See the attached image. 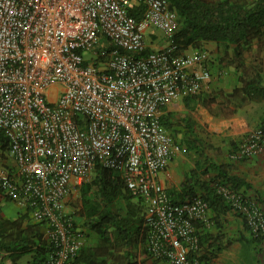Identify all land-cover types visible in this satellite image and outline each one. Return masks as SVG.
<instances>
[{"label": "built area", "instance_id": "1", "mask_svg": "<svg viewBox=\"0 0 264 264\" xmlns=\"http://www.w3.org/2000/svg\"><path fill=\"white\" fill-rule=\"evenodd\" d=\"M177 25L168 0H0V130L15 160L0 171L1 196L44 223L46 264H75L85 233L65 205L97 164L120 172L144 198L148 248L161 264H212L200 239L212 225L208 200L175 202L160 179L182 150L162 123L164 108L212 79L205 47L179 52L169 40L145 52L151 26ZM263 153L264 124L230 157ZM218 188L264 237L262 205Z\"/></svg>", "mask_w": 264, "mask_h": 264}, {"label": "trees", "instance_id": "2", "mask_svg": "<svg viewBox=\"0 0 264 264\" xmlns=\"http://www.w3.org/2000/svg\"><path fill=\"white\" fill-rule=\"evenodd\" d=\"M168 3L170 9L178 14L180 26L170 39L178 44L179 52L190 46L200 49L207 42H215L225 50V56L233 52L232 63L242 67L245 73L241 86L230 92L223 89L201 91L185 97L183 101L186 106L191 108V103L196 102L213 107L215 112L229 113L233 111L231 104L237 107L246 101L264 100V84L258 77L249 75L253 69L246 67L243 61V54L251 49L254 41L264 40V0H168ZM143 10V5L138 6L135 15L141 18ZM149 50L147 47L145 52ZM161 120L176 140L177 125L185 123L189 134L195 132L196 121L191 116L182 118V123L175 112L164 108ZM186 143L190 150L204 156V159L197 160L180 188L170 192L172 200L180 202L200 195L208 200L210 210L216 213L215 218L233 210L216 188L228 185L240 190L244 185L249 187L248 182L233 172V161L217 163L207 156L197 136ZM233 147L236 148L235 145ZM0 150L3 153L9 150V141L1 130ZM77 188L80 204L75 206H79V209L70 215L75 226H80L79 221H82V225L88 229L87 235H94L96 240L90 242L86 238L75 264H161L148 248L146 202L141 195L134 194L128 188L120 172L97 164L90 178ZM3 197L11 200L8 196ZM118 201L124 202L122 208L116 206ZM243 219L248 237L253 239L249 240V246L251 242L254 247L263 245V240L254 234L244 216ZM44 229V223L34 221L29 212L14 219L0 214V256L5 254L12 264H18L24 256L28 257L27 264H46L51 244L45 238ZM223 238L224 233L214 234L205 228L200 233L201 243L207 251L205 257L211 263L227 245H222Z\"/></svg>", "mask_w": 264, "mask_h": 264}, {"label": "crops", "instance_id": "3", "mask_svg": "<svg viewBox=\"0 0 264 264\" xmlns=\"http://www.w3.org/2000/svg\"><path fill=\"white\" fill-rule=\"evenodd\" d=\"M212 45L211 42H208L205 44V48H208L209 46L213 47ZM194 49L196 48L190 46L184 52H192ZM229 54L230 55L227 56H224L222 53L219 55L222 62L228 63H225V67L219 68L223 63L218 66L216 60L211 59L210 67L212 69V79L210 80V86L213 87V90L223 89L225 92H230L235 87L242 85L241 78L245 76L244 70L242 67H236L232 63L233 52H230ZM243 61L245 62L246 67H251V69H253L249 75L251 77H258V79L264 84V40L254 41L251 49L243 54ZM179 102V100L172 101L165 108L169 110L171 104L172 106H176L180 104ZM231 107L233 111H230L229 113H221L220 111L215 112L216 109L214 110L213 107L208 108L211 114L210 118H225V122L230 126V134L227 133L228 136L225 137V144L229 147V156L230 152L235 149L233 145L237 148L239 141L250 129L257 127L264 122V100L246 101L237 107L231 104ZM179 156L180 155L178 154L176 158L171 160L167 168L160 174V179L169 193L180 188L178 183L174 184L173 182V178L178 171L177 167L179 161L177 159ZM227 161H233V172L244 178L249 184V187L244 185L240 189L242 194H245L247 198L257 200L264 209V153L238 161L232 159ZM179 179H181L180 176ZM68 206L69 205L66 204L65 208L67 209ZM26 212L28 211H26L25 208L21 207L19 203L12 199L0 201V214L4 217L14 219ZM214 216H216V213L211 209L210 217L213 225L208 228L202 226V229L205 228L206 231L209 230L214 234L218 232L224 233L222 245H227L224 246L222 251H226L227 248L231 247L238 250L241 245H245L246 238L249 234L244 228V219L239 211L230 209L216 218ZM216 219L218 220V223L216 222ZM4 255L2 256L3 264H12L11 259ZM27 260L25 263H22L20 259L18 264H27Z\"/></svg>", "mask_w": 264, "mask_h": 264}, {"label": "rangeland", "instance_id": "4", "mask_svg": "<svg viewBox=\"0 0 264 264\" xmlns=\"http://www.w3.org/2000/svg\"><path fill=\"white\" fill-rule=\"evenodd\" d=\"M179 26L180 24L178 21V25L169 32L161 30L155 26H151L146 36L147 47L149 49L160 48L169 40H171L170 39L171 36L176 32ZM211 43L213 44L212 45L213 47L209 46L210 48L209 47L207 48L210 58L216 60L218 66L219 64L223 63L221 66H219V68L225 67L226 65L225 63L227 62H222V59H220L219 56L221 53L225 56L224 53L225 50L223 48H220L217 45V43L215 42H211ZM92 55L93 53L91 51L84 52V56L86 58H90ZM203 90L208 92H211V90H213V87L210 86V81L208 82V85H205ZM188 96H193V95L189 94L186 96H182V98L179 99L180 104L176 106H172L171 104L169 109L176 113V117L179 122L183 123L184 121L182 120V118H184L185 116H191L192 119L196 121L195 132L193 134H189V131H187V129L184 127L185 123H183L182 125H177L175 127L176 130H178V132L176 133L177 135L176 138L178 139V141H180L182 145V150L179 153L180 159L179 158L177 159L179 161L177 167L178 171L176 172V176H174L173 178L174 184L178 183L179 186H181L182 181L185 179L186 174L190 173L191 170L195 167L196 161L199 159L200 160L204 159V156L202 155L200 156L197 152L190 150L188 148V144L186 143L187 140L197 136V138L199 139V144L205 150L206 155L217 163L224 162L229 159L231 160L228 154L229 147H227L225 144V140H226L225 137L228 136L227 133L230 134L229 132L230 126L227 124V122H225L224 120L225 118L224 119L210 118L211 114L208 109L209 107H205L200 103L192 102L191 103L192 107L188 108L183 101V99ZM14 164H15V160L8 153V151L3 153V151L0 150V171L5 168L7 169ZM91 174L92 172L90 173L89 178ZM179 176L181 179H179ZM216 189L218 191L219 188ZM79 198H80L79 188L77 187L73 188L72 192L70 193L69 200L66 203L69 206L67 207V209L65 208L68 214L76 212L77 209H79V206L77 207L75 206L80 204ZM0 201H7V199L4 197H0ZM118 202L119 203L116 206H120L122 208L124 206V202L123 201H118ZM239 213L242 216L245 215L242 214L241 212ZM79 223H80L79 227L83 229L85 236H87L85 237V239L87 238L88 241L90 242L96 240L94 235H87L88 229L82 225V221H79ZM259 238L262 239L264 242V237H259ZM249 240L252 241L253 239L252 237L247 236L245 245H241L238 250L237 249L235 250V248L233 249L231 247V248H227L226 251H221V253L217 257L213 258L212 263L213 264H264V243L263 245L262 244L255 245L254 247V244L252 242L249 246L250 243ZM27 259L28 258L24 256L21 259V262L25 263Z\"/></svg>", "mask_w": 264, "mask_h": 264}]
</instances>
